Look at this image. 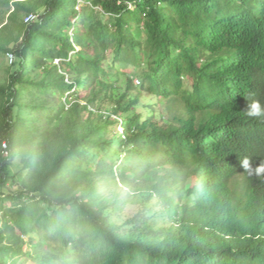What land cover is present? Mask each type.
Returning a JSON list of instances; mask_svg holds the SVG:
<instances>
[{
  "label": "trees",
  "instance_id": "1",
  "mask_svg": "<svg viewBox=\"0 0 264 264\" xmlns=\"http://www.w3.org/2000/svg\"><path fill=\"white\" fill-rule=\"evenodd\" d=\"M0 8L13 9L0 22V54L11 57L0 86V264H264V117L247 114L264 107V0ZM151 173L146 206L111 223L107 211L125 199L101 190L128 197ZM154 206L175 230L146 229Z\"/></svg>",
  "mask_w": 264,
  "mask_h": 264
},
{
  "label": "rangeland",
  "instance_id": "2",
  "mask_svg": "<svg viewBox=\"0 0 264 264\" xmlns=\"http://www.w3.org/2000/svg\"><path fill=\"white\" fill-rule=\"evenodd\" d=\"M13 1H24V0H13ZM81 2L82 0H78ZM13 11L12 8L9 9H3L0 8V22L2 23V26L8 23V17L10 13ZM27 17L24 13H20L19 20H23L25 23L27 22ZM10 25V24H9ZM13 27H11L12 34L15 36L17 33ZM7 33V32H6ZM11 64V57L9 55H2L0 54V86L5 85L7 83V77H8V71L9 66ZM125 89V82L122 80L119 84V90L116 92L117 95H120L124 92ZM87 95L86 92H81L79 94L80 98H83ZM72 100V99H69ZM155 102L153 97L143 95L141 97V104H147V103H153ZM1 105V100H0ZM159 107V106H158ZM157 107V108H158ZM139 111L143 112V109H138ZM111 111V105L106 103L103 105L101 110H97L96 108H92L90 115V120L94 122H98L99 116H105ZM87 115L85 116V118ZM120 132V129H118ZM18 159H15V162H17ZM13 170L16 171V168L13 167ZM162 174L161 171L157 172V175L160 176ZM156 182V179L153 176V173L149 174L145 179L139 181L135 186H132L131 188H128V191L130 192L129 196H126L127 191L119 187H111L108 186L106 188H103L101 190V194L103 197L108 201L112 202L115 198H119L120 200L125 199V204L122 207V210L118 213H111L110 210L107 211V215L110 217V222L117 225L122 226L124 225L125 221L135 216L142 208L143 206H146V189L149 188L152 184ZM125 196L127 198H125ZM151 203H155V199L153 198L151 200ZM148 205V204H147ZM150 220L148 221V225L146 229H150L153 232H160L164 231L170 228L176 229V226L172 225V222L170 221L169 217L165 212L162 211V208L160 206H154L152 212L149 214ZM32 239H37L36 235H32L30 237H26L24 240L28 242ZM15 264H31L26 260L24 257L18 259Z\"/></svg>",
  "mask_w": 264,
  "mask_h": 264
},
{
  "label": "clouds",
  "instance_id": "3",
  "mask_svg": "<svg viewBox=\"0 0 264 264\" xmlns=\"http://www.w3.org/2000/svg\"><path fill=\"white\" fill-rule=\"evenodd\" d=\"M247 114L256 118L264 117V107L259 102H254L250 104Z\"/></svg>",
  "mask_w": 264,
  "mask_h": 264
},
{
  "label": "built area",
  "instance_id": "4",
  "mask_svg": "<svg viewBox=\"0 0 264 264\" xmlns=\"http://www.w3.org/2000/svg\"><path fill=\"white\" fill-rule=\"evenodd\" d=\"M33 18H34V16L29 15V16L27 17V21H28V20H32Z\"/></svg>",
  "mask_w": 264,
  "mask_h": 264
}]
</instances>
